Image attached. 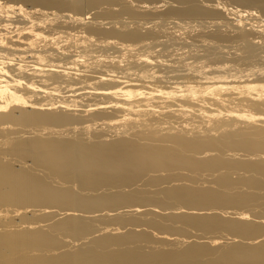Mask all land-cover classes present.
Returning <instances> with one entry per match:
<instances>
[{"label": "bare ground", "instance_id": "1", "mask_svg": "<svg viewBox=\"0 0 264 264\" xmlns=\"http://www.w3.org/2000/svg\"><path fill=\"white\" fill-rule=\"evenodd\" d=\"M222 168L264 175V0H0V218L53 220L0 225V264H264V220L243 209L256 197ZM180 169L198 185H175ZM133 202L217 235L96 234Z\"/></svg>", "mask_w": 264, "mask_h": 264}, {"label": "rangeland", "instance_id": "2", "mask_svg": "<svg viewBox=\"0 0 264 264\" xmlns=\"http://www.w3.org/2000/svg\"><path fill=\"white\" fill-rule=\"evenodd\" d=\"M163 7H164V6H163ZM163 7H162V9L164 10L165 7H164V8H163ZM158 10H160V11H157V12H162V11H163V10H161V7H160ZM206 139H207V138H206ZM205 141H207V140H205ZM234 148H235V147H234ZM240 152H241V151H240ZM243 152H244V151H243ZM192 154H193V153H191V154L189 153V155H192ZM215 154H216V152H215ZM215 154H214V155H215ZM196 155H197V154H196ZM25 158H28V159H29L28 156L25 157ZM235 160H236V159H235ZM236 161L241 162V160H239V159H237ZM242 161L244 162L245 160H242ZM251 161H253V160H246V162H251ZM253 162H254V161H253ZM253 162H251V163H253ZM181 170H182V169L179 170V171L181 172V174H180L179 176H182V177L184 176V178H183V180L180 179L179 181H177V182L175 183V185H178V182H180L179 185H181L182 183H185V184L189 185V184L187 183V182H189V181H185V179H186V178H188V179L192 178V177H191V173L188 172L187 169H183L182 171H181ZM222 170H223V171L225 170V171L223 172ZM233 171H234V170L227 171V169H225V168H224V169H223V168L220 169V172H221V173L223 172L222 174H224L225 172H228V173L231 175V176H229V177L227 176V177H228V179L230 180V181L228 182V183H229V186H230V182H231V185H232V186H230V187H232V190H233L232 192H233V194H236V193H235L236 191H238V192H237L238 194H243V193H242L243 189H246V190H244L245 195H248V196H250V197L252 196L253 199L256 197L255 200H256V199H257V200L262 199V200H259V202L256 200V202L259 204V206H258L256 203H255L256 205L254 206L253 203H254L255 200H253V201H251L252 204L249 202V203H250V206H246V205H245V206H246L245 208L242 207L243 209H246V210L249 208L248 210H249L250 212H249L248 210H247V212H249L248 214L250 215V217H251L252 220H256V221H254V222H257V221H258V222H261L259 219L262 218V219L264 220V215H261V214H263V212H264V200H263L264 198H262V197L264 196V191L261 192L262 189H264V188L262 187V186H264V177H263L264 175L262 174V176H261V174H260V176L263 177V180H261L260 176L258 175L259 173H258V174L256 173V175L253 177V175H254L255 173H254V174H251V175H252V176H251L249 173H252V172H249V173H248V172H245V173H247L250 177H253V178H256V177L258 176L256 179H257V181H259L258 185H259L261 188H259V187H258V188H253V187L250 186V184L247 185L248 183L245 182V180H246L247 178H249L248 175H245V174H244V175H245V176H244V175L242 174V172H240V171H242V170H238V169H235V171L237 172V174H236V172L234 171V174H235V175H233V174H232ZM238 172H239V173H238ZM147 173H151L150 175L148 174L149 176H151L152 174H153V175H157V173L155 174V173H153V172H149V171H148ZM147 173H146V175H147ZM221 173H220V174H221ZM228 173H227V174H228ZM240 173H241V174H240ZM182 174H183V175H182ZM229 174H228V175H229ZM238 174H239V175H238ZM51 175H52V174L49 172V176H50L49 178H50V179H48V180H49V184H51L52 187H53L52 184H54L55 188L59 185V186L63 187V189H64V185H65V186L67 185L68 187H73V185H74V184H70V182H69V183H65V182L60 181V180H58V179H56L55 181H53V179L51 178V177H52ZM146 175H145V176H146ZM148 175H147V176H148ZM153 175H152V176H153ZM163 175H165L164 172H162V174L159 175V178L161 177V178L163 179V178H164ZM242 175H243L244 177L247 176V178H245V180H244V177H243ZM218 176H219V175H218ZM218 176H216V178H217ZM232 176H233V177H235V176L237 177V178H234V179H233V180L236 179L235 181L232 180V178H233ZM241 176H242L243 179L240 178ZM182 177H181V178H182ZM213 177H214V176H213ZM213 177H210V178L212 179ZM231 177H232V178H231ZM210 178H207L206 181H202V180H201L200 183H201V182H205L207 185H205V183H204V185L209 187V186L212 184V181L210 182ZM216 178L214 177L212 180L215 182L214 179H216ZM93 179H94V178H92V180H93ZM188 179H186V180H188ZM192 179H193V178H192ZM208 179H209V180H208ZM181 180H182V181H181ZM231 180H232V181H231ZM240 180H241V181H240ZM260 180H261V181H260ZM50 181H51V182H50ZM137 181H138V180H137ZM137 181L134 182V184L132 183V186H133V185L135 186L136 184L138 185ZM161 181H164V182H165L166 180L163 179V180H161ZM183 181H184V182H183ZM236 181H237V182L240 181V182L237 183ZM243 181H244V183H243ZM59 182H60V183H59ZM62 182H63V183H62ZM138 182H139L140 187H138L137 190H139V191H140V190H141V191H145V190H149V189H150V191L155 190V189H154L155 187H153L152 189H151V187H150V188L148 189V186L145 187V185H141V184L144 183V181L142 182V181L140 180V181H138ZM164 182H163V184H161L162 186L165 185ZM181 182H182V183H181ZM208 182H210V184H209ZM214 182H213V185H211V186H212V187H215V186L217 187V185H219V184L216 185V182H215V183H214ZM232 182H234V183H232ZM241 182H242L243 184H242ZM103 183H104V182L101 181V186H102ZM189 183L191 184L192 182L190 181ZM57 184H58V185H57ZM171 184H174V182H172ZM171 184L168 183L167 185L169 186V185H171ZM185 184H182V185H185ZM196 184L198 185V183H196V179H195V185H194V183H192V186H197ZM235 184H237L239 187H238L237 185H235ZM261 184H262V185H261ZM75 185H76V184H75ZM97 185H98V184H97ZM139 185H138V186H139ZM161 185H160V186H161ZM204 185H203V183L200 184V186L205 187ZM59 186H58L57 188H61V187H59ZM67 186L65 187V189L68 188ZM76 186L78 187L79 185H76ZM76 186L73 187V188H76ZM99 186H100V185H98V187H99ZM134 186H133L132 188L135 189L137 186H135V187H134ZM211 186H210V187H211ZM236 186H237V187H236ZM256 186H257V184H256ZM79 187H81V186H79ZM141 187H142V188H141ZM216 187H215V188H216ZM221 187L223 188V186H221ZM221 187L218 186V189H221ZM242 187H243V189H242ZM249 187H250V188H249ZM53 188H54V187H53ZM140 188H141V189H140ZM157 188H159V186H158ZM233 188H234V189H233ZM252 188H253V189H252ZM61 189H62V188H61ZM76 189L78 190V188H76ZM142 189H143V190H142ZM237 189H238V190H237ZM240 189H241V190H240ZM256 189H257V190H256ZM258 189H260V190L258 191ZM77 190H76V191H77ZM79 190H80V193H82V192H84V191H85V192L87 191V190H81V188H79ZM250 190H253V191H250ZM255 190H256L258 193H262V194H256L257 192H256ZM74 191H75V189H74ZM81 191H82V192H81ZM234 191H235V192H234ZM239 191H240V192H239ZM247 191H249V192H247ZM77 192L79 193V191H77ZM145 192H146V191H145ZM246 192H247V193H246ZM251 192H254V193L256 192V193H255V194H254V193L251 194ZM250 194H251V195H250ZM258 195H259V196H258ZM260 195H263V196L260 198ZM258 198H259V199H258ZM261 202H262V203H261ZM133 203L136 204V205H138V206L141 208V211L144 210L145 212H144V211H142V212H144L145 214L142 213V212H139L140 214L137 213V212H136L137 214H136L135 212H134V214H133V213H127V212H126V214H125V213L123 212V214L121 213V215H120V214H118V215H120V216H124V217H120V216L118 217L117 214H116L117 217H116L115 215H113V216H111V217H110V216L107 217V216H105V215L100 216V218H99V217H95V218H94L95 220H94V219L92 220V221H94V222H92V226H93L92 228H93V229L100 228V226H101V228H103L104 226H106V227H108L107 230H110V232L107 231V232H105V233H103V230H101L100 233H96V234H98V235H100V234H108V235H110V236H113V235H114V236H117L118 234L123 235V234H126L128 231H130V232L132 231L133 234H134L135 232H137V235H139L138 233H139V231H141L140 235H143V234H144L145 238H147V236L149 235L148 233H151V232H152V233H156V234H152V233H151V234H152V236H151L152 239H151V237H149V236L151 235V234H150V235L148 236L149 238L147 239V241H149V242H151V243H154V244H158V243L162 240V238H163L165 235L167 236V237L165 236L166 238H169L170 236L173 237V238H177V241H179V242H180L181 240L183 241L184 239L187 240V238L190 239V241L193 239L191 242L189 241L190 243H192V242L194 243V240H197V242L195 241V243H198V242H199V243L205 242L206 239H205V238H203V239L200 238V237H201L200 234H202V236H206V235L209 236V235H210V237H211V236H215V235H217L216 233H215V234H210V233H208V234L203 235V233H205V232L200 231V230H196V229H194V228H192V227H189L188 225L186 226V224H184V223H185L184 221H179V222L177 221V222H174L175 220L173 221V218H172V221H171V220H169L171 217H170V216H167L168 214L171 215V213L162 214V216H165V217H162L161 214H159V213H158V215H157V214H156V213H157V209H158V212L161 211V210H159L158 207H155V208H156V212H155V213L153 212L154 210H149V211L146 210L145 208H147V209H150V208H151V209H152V207H151L152 205H151V204H148L147 207H145L146 204H142L141 202H133ZM171 203H174V201L169 202L170 206L172 205ZM131 204H132V203H131ZM174 204H175V205H174ZM174 204L172 205L173 207H174V206H175V207L179 206V204H177V205H176V203H174ZM262 204H263V207H262V208H263V209H262L263 211L261 210V207H260V205H262ZM141 205H143L144 207L141 206ZM222 205H223V204L220 205V208H222V209H223V208H227L228 206H230V205H226V204H224V206H225V207H224V206H222ZM251 205H252L253 207H252ZM180 206H181V205H180ZM142 207H143V209H142ZM148 207H150V208H148ZM238 207H239V206H238ZM251 207H252V208H255V209H254L255 212H260V211H256V210H261L262 212H260L258 215H256V213L253 214L254 211L250 210V209H252ZM258 207H259V209H258ZM9 208H10V207H9ZM155 208H154V209H155ZM5 209H8V208H5ZM147 211H148L149 213H148ZM251 211H252V212H251ZM146 212H147L148 214H146ZM212 212H214V211H212ZM119 213H120V212H119ZM141 213H142V214H141ZM153 213L156 214V215L150 216V215L153 214ZM128 214H129V216L131 215V217H129ZM138 214H139V215H138ZM149 214H150V215H149ZM141 215H142V216H141ZM159 215H160L161 219L158 217ZM32 216H33V215H31V216H26V217H24V216L21 217V214H20V213H17L16 215H15V214H14V215H10V216L7 217V218H0V225L6 224V223H9V222H10V223H14V222H16V221H19L20 218H21L20 220H25V221H26V220H27V221H30V220H31V221H34L33 219H35V220H37V219L40 220V219H44V218H45V219H49V217H46V216H44L43 218H42V217H41V218H40V217L37 218V216H36L37 219L35 218V216H33V217H32ZM125 216H126V217H125ZM132 216H133V218H132ZM136 216H139V217L136 219ZM145 216H147V218H148L149 220L152 219V218L155 216L153 219H155V218L157 219V218H158L159 221H162V220H163L162 223H163L164 225L161 226V227H156L157 229H154L155 227H154V228H153V227L150 228V226H147V225H149V224L147 223V220H148V219L145 218ZM149 216L152 217V218H149ZM253 216H254V217H253ZM101 217H102V218H101ZM115 217H116V218H115ZM140 217H141V218H140ZM143 217H144V219H146V220L142 219ZM26 218H27V219H26ZM97 218H98V219H97ZM112 218H113V219H112ZM117 218H122V219H124V220L126 219L125 222H126L128 225H129V223H130L131 226H128V225H127V227H125V228L123 229V224H120V225H122V226H119V224H117V220H116ZM130 218H131V219H130ZM109 219H110V220H109ZM128 219H129L130 221L132 220L133 223H136V222L138 223V226H139L138 228H139V230H138V228H137V225H135V224L132 223L133 226H135L134 228H135V229L137 228L138 231H134V230L132 229L133 226H132L131 222H130ZM139 219H140V221H141V222H140L141 224L139 223V221H137V220H139ZM262 219H261V220H262ZM134 220H135L136 222H134ZM142 220L145 221L147 224L144 223ZM49 221H50V219H49ZM164 221H165V222H164ZM50 222H53V220H51ZM50 222H49V224L51 225ZM125 222H123V223H124L125 226H126V223H125ZM128 222H129V223H128ZM142 222L145 224V226H144L145 228L142 226V225H143ZM137 223H136V224H137ZM166 223H169V224H170V223H173L172 225H171V224L169 225V227H168V228H170L169 230H168V228H167L168 224L166 225ZM182 223H183L184 227L187 228V229H186L187 231H186V230H185V231L182 230V229H185V228L183 227ZM52 224H53V223H52ZM98 224H99V225H98ZM105 224H106V225H105ZM103 225H104V226H103ZM108 225H109L110 227H109ZM117 225H118V226H117ZM173 225H174V226H173ZM177 225H179V228H182L181 230H182L183 233L179 230V228L177 229V227H178ZM170 226H171L172 228H171ZM181 226H182V227H181ZM118 227H119V228H118ZM121 227H122V228H121ZM130 227H131V230H130ZM117 228H118V229H117ZM143 228H144V229H143ZM147 228H148V229H147ZM174 228L177 229V230L174 231V230H173ZM119 229H121V230H119ZM149 229H150V230H149ZM153 229H154V230H153ZM171 229H172V230H171ZM46 230H47V231H51V230H52L51 226H50V228L47 227V228L45 229V231H46ZM117 230H118L119 232H116L115 234L112 233V231L114 232V231H117ZM145 230H146L148 233H147ZM152 230H153V231H152ZM156 230H160V231H157V232H156ZM166 230H167V231H166ZM178 230H179V231H178ZM56 231H57V230H56ZM56 231L53 230V232H52V231H51V232H52L53 234H57L56 237H58L59 240H60L61 238H63V236H64V239H65V240L62 239L61 241H59V242H60L59 244H61V245H66V244H67L66 246H70V245H72V243H73V241H74V239H73L74 237H73V236L70 237L69 233H68L69 237H67V235L65 236V233H67L66 231H60V232H59L60 235H62L64 232H65V233H64L62 236H59V233H57L58 231H57V232H56ZM125 231H126V232H125ZM143 231H145V233H144ZM161 231H162V233H160ZM168 231H172V232L170 233V232H168ZM55 232H56V233H55ZM108 232H109V233H108ZM158 232H159V233H158ZM180 232H181V233H180ZM184 232H185V233H184ZM188 232H189V233H188ZM121 233H122V234H121ZM142 233H143V234H142ZM163 233H164L165 235H164ZM187 233H188V234H187ZM193 233H194V234L196 233V234L194 235ZM197 233H199V234H197ZM225 233H226V232H224V234H225ZM111 234H112V235H111ZM116 234H117V235H116ZM135 234H136V233H135ZM146 234H147V235H146ZM171 234H172V235H171ZM174 234H175V235H174ZM183 234H184V236H183ZM186 234H187V235H191V236H190V237H188V236L186 237ZM218 234H221V233H218ZM224 234H222V235H218V236H223ZM120 235H118V236H120ZM153 235H154V237H156V238L160 237L161 235H162L163 237L161 236V237H162L161 239L158 238V239H159V241H158L157 239H156V240L154 239ZM155 235H156V236H155ZM196 235H197L198 237H197ZM225 235H226V234H225ZM100 236H101V235H100ZM157 236H158V237H157ZM182 236H183V238H182ZM194 236H196V237H194ZM199 236H200V237H199ZM226 236H229V235H226ZM65 237H67V239H66ZM165 237H164V238H165ZM179 237H180L181 239H180ZM184 237H185V238H184ZM166 238H165L164 240H162L163 242L161 241L162 244H161V243H159V244H160V245H165L164 242H167V241H168V242H167V244H168V243H170L169 241H173V240H174L175 242L173 241L172 243L175 245L176 242H177L175 239H173V240H167ZM198 238H199V239H198ZM204 239H205V240H204ZM256 239H257V238H256ZM67 240H68V241H67ZM199 240H200V241H199ZM223 240H224V239H222V243L220 242L217 246H219V245L222 246V244H226L227 241H223ZM257 240H260V239H257ZM64 241H65V242H64ZM66 241H67V242H66ZM140 241H142V240H139L138 242L140 243ZM143 241H144V240H143ZM143 241H142V242H143ZM201 241H202V242H201ZM81 242L83 243V241H81ZM87 242H89L90 244H88ZM87 242H85V244L87 243V245H90V247L93 248V246H91V244H92L93 241L90 240V241H87ZM155 242H158V243H155ZM179 242H177V243H179ZM189 242H188V243H189ZM206 242H207V241H206ZM206 242H205V243H206ZM224 242H225V243H224ZM63 243H64V244H63ZM68 243H69V244H68ZM133 243H134V242H133ZM133 243L128 245V246H130L129 248H136V246L139 245V243H137V241H135L134 244H133ZM163 243H164V244H163ZM172 243H171V244H172ZM85 244H83V246H85ZM136 244H137V245H136ZM142 244H144V245H141V243H140V245L143 246V248H146V247H144V246L146 245V244H145V241H144ZM173 244H172V245H173ZM207 244H208V243H207ZM228 244H229V243H228ZM87 245H86L85 247H87ZM93 245H95V246L97 247V245H96L95 243H94ZM126 245H127V244H126ZM133 245H134V246L136 245V246H135V247H132ZM140 245H139V247H141ZM172 245L168 244V245H166V248H168V247L170 248V246H172ZM177 245H178V244H177ZM177 245H175V246L177 247ZM95 246H94V247H95ZM167 246H168V247H167ZM215 246H216V245H215ZM88 247H89V246H88ZM172 247H174V246H172ZM213 247H214V246H213ZM137 248H138V247H137ZM141 248H142V247H141ZM113 250H114V249H113Z\"/></svg>", "mask_w": 264, "mask_h": 264}]
</instances>
